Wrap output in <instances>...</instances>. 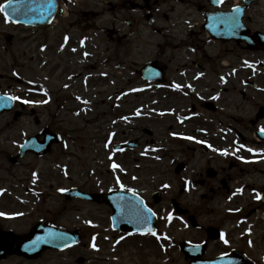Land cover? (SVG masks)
Returning <instances> with one entry per match:
<instances>
[{"label": "flooded vegetation", "instance_id": "obj_1", "mask_svg": "<svg viewBox=\"0 0 264 264\" xmlns=\"http://www.w3.org/2000/svg\"><path fill=\"white\" fill-rule=\"evenodd\" d=\"M62 6L66 15L59 12L49 28L32 29V36L26 38L33 39L31 75H24V65L19 62V57H24L26 39L22 34L0 33L2 61L8 57L14 59L9 65H3L1 95L18 97L17 101L27 96L36 100L39 97L53 99L48 84L55 79L56 69L50 60L57 58L59 63H67L73 58L88 56V53L85 55L88 46L96 47L89 45L88 40L102 34L124 47L127 58L138 56L126 73L131 84L159 88L164 98L171 100L170 106L176 101L167 111H131V139L121 144L131 142L132 146L123 152L131 155V163L145 161L146 164L144 171L137 167L135 176L126 178L123 190L142 202L134 206L150 209L154 214L152 232L155 235L135 230L130 233L112 231L113 240L125 236L128 244L124 247L116 244V250H111L113 262L108 264H121L125 253L129 264H140L151 257L161 264L163 259L171 258L169 252L173 250L183 257V264H190L189 254L193 252L188 250L187 253L189 246H202L196 250L204 251L197 261L235 255L246 264H264V199L257 198V193L264 197V155H259L264 153V117L259 116L264 105L254 107L256 111H242L244 105L236 104L237 111H225L229 109L231 94L235 96L234 103L239 98L252 100L254 92L249 95L245 88L264 94V0H223V3L218 0H66ZM237 8L239 12L234 11ZM232 34L236 38L229 40ZM148 64L158 69L162 82L143 80L141 71ZM122 66L124 62L119 64ZM17 101L14 111L19 110ZM45 107L36 104L27 109L38 116L37 111ZM47 111H50L49 106ZM251 112L252 117L247 118L245 114ZM156 120H160L165 129L161 141L154 139ZM165 121L172 122L162 126ZM138 128L151 138L133 136L132 132ZM168 146L172 147L170 152ZM157 152L161 153V160L153 156ZM225 152L227 155L222 154ZM160 161L169 162L170 168L167 171L154 169L153 174L144 175L152 171L150 166ZM37 175L35 172L27 174L26 181L20 182L21 187L24 184L26 187L10 194L0 188V249L8 245L14 253L19 241L39 223L79 231L83 240H87L89 234L93 238L96 232L89 233L88 228L95 226L87 228L85 223V229L71 227L69 220L62 222L56 218V211L45 210L47 213L36 219L38 212L31 209L45 204L47 199L41 196L51 195L53 191L49 173ZM169 176L174 179L169 186L176 189V197L170 201L168 191L171 189L165 187ZM10 181H0V184ZM47 182L51 183V191H44ZM97 186L99 183L95 182L94 187H81V190L108 193L116 189L102 190ZM62 198V209L78 203L80 210L84 206L110 210L107 204H91L80 199L68 202ZM14 203L20 207L13 209ZM175 205L178 213L171 220L172 212L166 207L173 211ZM206 215L211 216L208 221L204 219ZM66 217L62 215V219ZM193 218L195 224L191 221ZM99 250L98 253L105 252V248L99 247ZM55 253L48 251L40 259ZM13 259L17 264H36L40 260L30 261L12 254L0 258V264ZM137 259L140 262H135Z\"/></svg>", "mask_w": 264, "mask_h": 264}, {"label": "rangeland", "instance_id": "obj_2", "mask_svg": "<svg viewBox=\"0 0 264 264\" xmlns=\"http://www.w3.org/2000/svg\"><path fill=\"white\" fill-rule=\"evenodd\" d=\"M3 2L4 0H0V5ZM4 24V22H0V31L9 30L18 36L21 34L24 37L32 36L30 31L25 28H23L25 30H15L12 27H6ZM79 38L76 39V42H78ZM32 40H24V57H19V62L24 65V71H22L24 75H31L33 70V63L30 62L33 53ZM88 44L96 45L93 48L88 46L85 51V55L88 53V56H79L69 60L67 63H59L57 58L55 61L50 60V63L54 64L53 68L56 69L55 79H52L48 84L52 89L53 100L49 106L50 111H47L48 107H45L43 111L38 112L42 121L40 126L35 125L30 109L22 111L23 116L17 121L14 120L13 114L8 113L0 116V181L13 179L7 184H0V188H4L10 194L13 190L26 187V184L21 187L20 182H25L27 174L32 171L37 173L47 172L52 177V190L55 192L50 190L49 185L51 183L47 182L44 186V191L49 189L52 194L42 195L41 199H47V202L39 205V208L31 209L33 212H38L36 219L41 217L43 213H47L45 210L56 211L54 214L57 219L62 222L69 220L70 224H68L71 227L85 229V223L95 220L96 217L97 220L95 221L97 223L95 226H101V228L98 230L88 229V232L104 231L108 233V212L106 210L87 206L80 210L78 203L67 205L66 209H62L64 200L58 193L60 190L73 186L92 188L95 182H99L98 189L112 188L118 184L116 179H112V171L122 177V172L134 173L137 171V166L142 169L146 164L145 161L142 164L131 163V155L113 154L112 146L104 144L107 135L116 133L117 137H114L118 141L125 140L128 137L131 138V122L121 121L118 123V119H126L131 115V111H164L176 105V101L173 102V106H170L169 103L171 101H166L163 94L157 89L149 88L140 93L138 87L141 83L131 84L128 81L126 76L128 66L133 60L137 61L138 56L131 55V59L130 57L127 58L123 53L124 47L119 46L102 34H97L95 39L88 40ZM70 49L73 50L75 48L72 45ZM115 49L117 51L113 53ZM78 51L80 50L78 49ZM13 53L15 54V49H13ZM90 55L92 56L90 57ZM13 61L12 57H8L6 61H2L0 57V74L4 73L5 68L3 65H9ZM122 62L125 63V66L119 67ZM244 90L249 95L251 91L254 92L251 94L252 100L244 101L239 98L238 102L234 103L235 96L231 94L232 96H229L231 101L229 109L225 111H237L236 104L244 105L242 111H256L254 107L259 104L264 105V94L249 88ZM78 99H83V104ZM40 101L43 104L44 100L40 99ZM78 111H82V115H79ZM252 115L253 112L245 114L247 118L252 117ZM156 122L157 125L153 128L156 135L155 139L161 141L164 139L163 132L165 129L161 127L160 120H156ZM171 122H162V126H166ZM144 125H148V123ZM43 127H49L62 136L61 143L54 147V153L50 157L45 158L44 161H37L29 157L25 164L12 166L8 159L10 155L16 154L18 146L23 140L36 134ZM132 134L135 137L140 135L144 139H148L141 133L140 128L137 131H133ZM171 149L172 147L168 146L167 151L170 152ZM114 164L118 165L115 169L113 168ZM168 168H170L169 162L156 163L152 171H146L144 175L153 174L155 172L154 169L167 171ZM106 178L108 180H105ZM127 178L129 179L130 176ZM128 179H125V181L127 182ZM165 181H167V186L171 187L169 183L170 181L174 182V179L169 176ZM29 187L32 186L30 185ZM175 191L174 186L168 191V201L176 197ZM19 207L16 203L13 204V209ZM168 209L171 211L169 206L166 207V210ZM63 214L67 215L66 219H62ZM209 218L211 216L206 215L204 219L208 221ZM89 236L90 234L87 236L83 248L78 247L73 249L70 255L66 253L60 256L61 258H66L65 264H77L76 261L79 257L85 259L84 264H108V262H113L111 260V257H113L111 249H115L112 246L114 242L111 238L112 235H110V239L107 242L104 241L103 237L100 239L101 244L99 243V246L103 244L105 248L103 254H97L96 248H93V251L88 248ZM127 244L128 242L126 241L120 246L124 247ZM120 246L119 249H121ZM169 255H171V258L168 260L163 259L161 264H183L185 262L176 250L169 252ZM124 256L125 260L121 264H129L128 255L125 253ZM57 257L47 256L44 264H62L60 260H57ZM135 262L138 263L140 261L137 259ZM9 263L17 264L15 259L7 264ZM142 263L160 264L153 257L146 259L140 264Z\"/></svg>", "mask_w": 264, "mask_h": 264}, {"label": "water", "instance_id": "obj_3", "mask_svg": "<svg viewBox=\"0 0 264 264\" xmlns=\"http://www.w3.org/2000/svg\"><path fill=\"white\" fill-rule=\"evenodd\" d=\"M13 2L18 6L19 11L14 15H10L9 18L15 22H20L27 25L44 26L55 15L57 10L56 0H14ZM8 11L9 13L12 12L11 9ZM1 110H3V108ZM24 149L38 151L43 149V146H32V143H27L24 146ZM66 237L68 236L62 233H56L55 239H53V237L52 239L58 243L64 242ZM34 243L35 242L29 243L27 248L31 250V248H36L38 245L44 244L40 238H38L37 243ZM28 250L26 252H28ZM22 251L25 252L24 250Z\"/></svg>", "mask_w": 264, "mask_h": 264}, {"label": "snow or ice", "instance_id": "obj_4", "mask_svg": "<svg viewBox=\"0 0 264 264\" xmlns=\"http://www.w3.org/2000/svg\"><path fill=\"white\" fill-rule=\"evenodd\" d=\"M218 2L219 3H223V0H218ZM9 9H11L12 10V12L11 13H9ZM19 11V8H18V6L13 2V0H8V2L7 3H5V4H3V5H0V13H3L4 15H5V17L6 18H8L10 15H14V14H16L17 12ZM234 11H236V12H239L240 11V9L239 8H237V9H235ZM177 88H179V86H177ZM45 95H46V93H45ZM7 99L8 100H12V99H19L18 97H7ZM22 103H29V101H21ZM262 131H264V130H262ZM190 139V138H189ZM199 142V141H198ZM240 147H243V145H241ZM237 150H239V149H237ZM248 151H252L251 149H248ZM222 154H224V155H227V153L225 152V153H222ZM259 155H264V153H261V154H259ZM118 167V165H113V168L115 169V168H117ZM117 182L119 183V180L117 179ZM121 189L123 190V185L121 184ZM165 187H167V185L165 186ZM257 198L258 199H264V197H261L260 196V194L259 193H257ZM148 212L149 213H151V210L150 209H148ZM0 215H2V214H0ZM154 215V214H153ZM149 232L152 234V235H155V233L154 232H152L151 231V229H149ZM224 243L225 244H227L228 243V241L225 239V241H224ZM93 248H96V245H95V243H93ZM98 250V249H97Z\"/></svg>", "mask_w": 264, "mask_h": 264}]
</instances>
